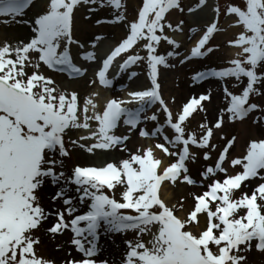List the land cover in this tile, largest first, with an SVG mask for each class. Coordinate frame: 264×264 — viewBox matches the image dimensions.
<instances>
[{"label":"snow or ice","instance_id":"snow-or-ice-1","mask_svg":"<svg viewBox=\"0 0 264 264\" xmlns=\"http://www.w3.org/2000/svg\"><path fill=\"white\" fill-rule=\"evenodd\" d=\"M97 3L114 9L115 19L111 22L126 23L128 32L103 60L90 83L98 80L104 88H110L113 80L109 79L108 72L113 62L142 43L140 51L128 55L119 70L124 73L133 65L146 62L151 85L129 91L127 99H109L102 111L88 98L84 101L81 120L77 93L69 95L60 91L54 86V79L41 68L46 67L52 73L67 72L70 77L86 73L87 69L77 66L71 54L72 46L79 44L73 36L74 12L81 5ZM32 4L33 0H0V18L10 24ZM206 5L207 0H199L196 8H188V12ZM174 9L184 12L181 0H142L137 16L127 21L124 0H48L47 10L34 21H17L30 24L31 35L27 41L0 44V264H54L37 252L42 241L35 232L41 229L53 236L70 229L74 234L71 243L85 259L68 264H95L91 258L98 251L102 226L112 233L133 230L139 237L145 233L152 235L151 247L140 238L127 242L126 264H247V257L240 253L249 251L253 240L258 241L256 249L264 252V175L261 174L264 139L251 141L245 155L230 160L232 168L242 169L235 174L229 172L225 162L229 160V149L236 137L228 140L215 165L201 173L203 181L208 182L206 190L193 194L194 206L183 217L177 216L176 206L170 207L163 198L168 184L197 183L186 164L195 158L190 146L212 149L210 141L215 130L222 128L225 117L229 121L244 120L253 111H264L260 105L249 102L251 96L260 94L256 85L264 82V73L258 71L264 67V0H244L243 8L227 6L226 13L235 16L236 24L242 27L238 36L229 41L230 46L238 49L236 57L228 61V67L197 71L192 76L194 82L209 77L221 81L247 78L241 94H234L225 86L227 108L220 111L211 126L208 122L200 123L199 135L188 131L190 117L194 119L193 113L206 111L203 102L210 101L211 93L193 96L174 113L162 97L158 82L161 66L171 67L169 59L179 55L175 51L180 47L179 42L168 34L183 33L184 21L172 22L170 13ZM214 11L218 18L219 7ZM218 31L221 29L215 21L207 26L180 63L216 51L210 41ZM162 42L173 50L160 54ZM141 51L146 55H141ZM81 58L92 61L96 57L93 52H85ZM133 104L137 105L135 109L127 107ZM157 104L165 115L164 123L159 122L156 113L146 115ZM90 109L92 115H87ZM145 120L156 121V127L152 131L138 129ZM90 121L97 122L94 130ZM121 121L129 131L138 130L141 138L157 142L138 148L134 154L130 152L119 164L108 163L99 168L76 166L70 176L66 175L62 170L64 160L55 154L70 157L64 140L68 131L90 130L89 136L80 137L96 140L88 148L89 152L121 145V150L127 151L125 142L130 137L115 134ZM166 129L171 130V137ZM71 143L76 145L77 141ZM171 158H175L174 162ZM208 158L209 153L205 151L204 159ZM221 173L222 179L218 177ZM256 178L261 182L237 199L236 193L242 186ZM47 180L53 185L64 182L51 197L53 201L62 200L66 206L63 210L52 213L42 206L37 193ZM68 185L76 186L79 204L88 205L86 213L75 215L78 207L67 195ZM119 186L124 190L118 201L114 190ZM108 191H112L111 196ZM122 210H132L134 214H125ZM242 210L244 215L240 214ZM65 213L72 218L66 219ZM52 215L55 222L45 228V222ZM156 226L158 231L153 232Z\"/></svg>","mask_w":264,"mask_h":264},{"label":"rangeland","instance_id":"rangeland-1","mask_svg":"<svg viewBox=\"0 0 264 264\" xmlns=\"http://www.w3.org/2000/svg\"><path fill=\"white\" fill-rule=\"evenodd\" d=\"M142 0H136V3L140 5V2ZM223 1V4L221 3ZM42 4L36 5V7L33 9L34 13L43 14L44 12V7H47V2L48 0H41ZM134 0H124V3L126 5V16H127V21H132L136 15V6L134 5ZM199 3V0H181V6L185 9L183 13L179 12L176 10L174 14L172 15V22L176 23L179 20H183V33H176L173 34L169 32L168 34L170 36L174 35H181L182 38L178 40L180 47L178 49H175L176 52L179 53V55L172 57L169 59V64L171 67L164 68L161 66L160 68V75L158 78V82L161 85V89L164 93V95H168L166 99L172 102L174 100V104L176 106L172 105L173 108H175L176 111L175 113L180 110V108L183 106L184 103L188 101L189 98H192L193 96L198 97L201 94H208L209 92L211 93L210 101H204L203 104L206 108V111L201 112L197 111L193 113V117H190L191 119V124L188 128V131H194L198 135L200 134L201 130L199 128V124L202 122H208L209 125L211 126L214 124V122L218 119L220 111L222 109H226L228 106V98L225 97V92L224 88L227 86L229 91L233 92L234 94H241L243 88L246 86L247 79L242 78L240 81H237L235 78H228L224 81L218 80L214 77H212L211 80H207L203 82L204 88L198 90L197 92L193 91V87L197 86L195 85L194 81L192 80V76L195 72L197 71H204L208 69H221L223 67H228V61L233 59L230 55V50L234 49V47L229 45V41L235 39V37H229L226 38L225 34L228 33V30L230 28H237L236 22L234 20L229 21L230 15L226 13V8L228 5H237L240 7H244V0H220L219 1V9H220V23L218 27L221 29V31H218L214 33V36L211 40L210 46H213L216 51L213 53L209 54L206 57L203 58H197L195 61H193V64L186 66L189 70H192L191 72L184 73V77H179L178 72L179 68L181 67V70L185 71V67H182L184 63H180V60L183 59L186 53V41L192 36H195L199 32H204L206 30L207 25L202 26L201 29L198 27L196 24V21L198 22L200 16V12L206 9V16H203L205 18L206 23H208L214 14V8L217 7V1L216 0H207V5L202 8L196 9V11L189 13L188 8H196V5ZM45 4V5H44ZM89 8L92 11V16H94L93 20L90 23V27L92 29L91 33H89V36L85 39L90 42L89 39L99 41L100 44L103 42L101 39H97L99 34H107L108 37L106 38L108 41L109 39H114V36L117 34H121V32H124L125 38L126 34L128 32V29L126 27V23L121 22V23H113L115 19L114 12L115 10L112 9L109 6L101 7L99 3L92 5V4H84L78 7V9L75 11V16H74V25H75V34L77 35L74 37L75 40L79 42V44L83 43L85 40L81 39V35L86 32L84 30L85 28L81 25L85 22L84 19V12L85 10ZM135 13V14H134ZM202 13V12H201ZM199 14V15H198ZM203 15V14H201ZM99 21V23H98ZM209 25V24H208ZM233 25V26H230ZM109 28L114 29L117 28L119 29L118 31H113L110 30ZM199 28V29H198ZM192 29H195L196 31L193 32ZM101 30V32H99ZM109 32V33H107ZM80 36V37H78ZM106 43V42H105ZM77 44V45H79ZM76 45V46H77ZM143 47V44L136 48L133 49L132 52L134 54L137 51H140V48ZM173 50L171 46H169L167 43L162 42V44L159 46V53L160 54H166L168 51ZM141 55H146L144 52H140ZM235 58V57H234ZM32 70H29L31 72ZM42 71V68H41ZM258 71L261 73H264V67H261ZM129 73H136L135 76V84H138L141 79L147 80L148 77V66L146 62H140L138 66L133 67L129 70ZM54 79V78H53ZM62 80V79H61ZM200 84V85H202ZM57 87L60 91H63L65 93H68L69 95L74 92L71 89H68L65 87V84H63L61 81L60 83H55L54 85ZM183 87V88H182ZM256 87L259 89L260 94L259 95H253L251 96V102L256 103L260 105L261 109H264V82H261L256 85ZM184 89V90H183ZM166 90V91H164ZM91 91V90H90ZM172 93H175L172 95ZM102 94H99V92H95L92 95V99H96L101 97ZM177 97L178 101H177ZM95 102V100H94ZM179 102V105H178ZM81 107L84 105V101H79L78 102ZM98 109L100 107L98 106ZM81 118L83 119V111L79 110ZM89 115V114H87ZM91 115V114H90ZM149 122L151 120H148ZM163 121H160L162 123ZM152 129H154V126H152ZM84 129H77L71 135L68 131V134L65 136V145L68 148L69 152L71 153L70 157H59L58 152L55 154L56 158L63 159L64 160V168L62 169L63 171L66 172V175L70 176L72 173V169L76 166H85V163L79 162L78 158L76 157L75 154V149L80 148L81 145L78 143V145H73L71 141H73V138H80L81 136H87L86 134L83 133ZM232 137H236V142L234 145L229 149V160L228 162V168L232 172H237L241 171L239 167L237 168H232L230 164V160L232 158H237V157H242L243 155L246 154L247 147L249 143L253 140L259 141L264 139V111L262 110H257L251 113L250 117L247 118L246 120H236V121H229L227 120V117H225V123L223 124L221 129L215 130L214 132V137L211 139L210 143L214 146L212 149H200V148H193L191 152L194 154V160L190 159L189 161L186 162L188 168H189V174L191 177L197 181L195 185H187L184 183H179L178 186H173L171 184L166 185L164 188L167 189V191L170 192V200H166L163 194V198L166 200L168 205L171 207L173 205H180L179 209H176V211H179V214L185 215L188 211H190L193 206H194V198L193 194H202L204 190H206L207 183L206 181H203V179L200 177L201 171H205L207 167L213 166L214 161L216 158L219 156V154L223 151L225 146L227 145V141L232 139ZM95 139H83L85 142L86 146L88 145L89 147L92 146V144L96 143L94 141ZM78 141V140H77ZM81 144L80 140L78 141ZM138 148H146V145L143 144V142L139 143ZM80 146V147H79ZM88 147V148H89ZM136 148V147H135ZM97 149V148H96ZM93 149L91 153L94 154H99L101 153H106L109 152V150H96ZM207 151L209 153V158L207 160L204 159V153ZM51 155V154H50ZM100 156H93L92 157V162L93 164H96L97 161L105 160V159H100ZM105 162V161H104ZM59 169V167L57 168ZM264 175V172L261 173ZM258 178L250 180L246 182L245 186H242V189L236 193V198L238 199L240 195L243 192H251L255 186H257L259 183L257 182ZM63 183V184H61ZM64 182L61 181L57 185H53L50 180H47L45 184L42 186L41 190L37 193L38 196L41 198V204L43 206V199H42V189L44 186H47L50 188V190L47 189V198L51 205V212L55 213L57 210H63L65 206L62 205V200L57 199L53 201L51 197L55 194V192L59 189V187L63 186ZM203 185V186H202ZM70 187V185H68ZM119 190V187H117L114 191L116 192ZM110 196L112 195V192H107ZM68 197H71L70 192L67 193ZM116 199L119 201L121 194L119 195L118 193L116 194ZM52 201V202H51ZM75 201V200H74ZM180 202V203H178ZM181 204H182V209L181 210ZM82 210H78L77 213H81ZM75 213V214H77ZM241 215L245 214V211L242 210ZM179 215V216H180ZM66 219H69L70 217L67 216L65 213ZM55 222V215H52L49 217V221L45 222V228H47L50 223ZM157 228L153 227V232H156ZM195 231V229H192ZM66 231V230H65ZM63 232L60 234H56L53 236L52 234L47 233L44 231V229H41L40 231L35 232V235L40 237L42 243L37 247V252L40 256L43 258L53 261L54 264H68L70 261H74V259H71L70 261H62L60 258L54 259V255L52 252L55 250H58L57 247L55 246V243L58 242L59 239H64L62 240L64 243V249L63 253H69L71 250L74 251V245L71 243V237L70 234L67 232ZM63 234V235H61ZM108 235V236H106ZM54 237V238H49V237ZM46 238H49L47 241ZM142 239V241L146 244H148L149 247H151V244L149 243L152 240V235L150 233H145L143 237H139V234L136 231L130 230L129 232H121V233H112V232H107L105 229H102L100 232V240L97 242V254L93 256L91 259L94 261L98 262H103L107 264H120L124 263L126 264V255L128 249V241H135L136 239ZM52 241H55L54 245ZM52 243V244H51ZM251 248L249 251L244 252L243 250L241 251V255H244L247 257V264H264V252L258 251L255 247L256 241L251 242ZM243 249V246H241ZM113 250H120L121 256L119 258L117 255L113 254ZM59 252V251H57ZM82 258H84V255L82 254ZM81 258L78 257L77 259ZM75 259V260H77Z\"/></svg>","mask_w":264,"mask_h":264},{"label":"bare ground","instance_id":"bare-ground-1","mask_svg":"<svg viewBox=\"0 0 264 264\" xmlns=\"http://www.w3.org/2000/svg\"><path fill=\"white\" fill-rule=\"evenodd\" d=\"M41 3L40 1L38 2V4ZM134 5L136 6V10L140 7L139 4L136 3V0H134ZM33 5H34V1H33ZM176 10H173L172 13H170L171 17L172 15L174 14ZM202 12V13H201ZM199 14L200 16H202V18L200 17L198 22L196 21V24L198 25V27L200 28L201 25H207L206 21H205V18H203V16H206V9L201 11ZM135 14V13H134ZM198 14V15H199ZM203 14V15H201ZM36 13L33 12V10L30 11V8H28L24 15L20 16V17H16L15 20L12 21V23L10 24H5L3 23V20L5 18H0V44H3L4 42H9V43H17L19 41H27L31 35V27H30V24L29 23H18L17 21H34L35 17H36ZM94 16H92V11L87 8L84 12V19H85V22L86 23H83L81 24L86 30L85 33H83V35H81V39H86L88 36H89V33H91L92 29L90 27V23L91 21L93 20ZM7 19H10L11 18H7ZM231 20H233V17H229V21L230 22ZM212 21V20H210ZM209 23V22H208ZM198 28V29H199ZM201 29V28H200ZM110 30H113V31H118L119 29L117 28H114V29H111L109 28V31ZM242 31L241 28H233V29H229L228 30V33L223 35L225 36L226 38H229V37H237L238 34ZM99 32H101V30H99ZM111 32V31H110ZM109 33V32H107ZM202 33H198L197 35H195V37H191V40L188 41V48H191L194 44V42L196 41V39L201 35ZM77 35V33H76ZM80 37V36H78ZM101 38H106L108 37L107 34L103 33L101 34L100 36ZM110 37V36H109ZM175 38H182L180 35H175ZM122 39H124V32H121V34H118L117 36L114 37V39H108V40H112L110 42V45L111 44H117V43H120L122 41ZM108 43V41H107ZM81 45V44H80ZM82 45L84 46L83 48L79 47L78 46H75L74 47V50L75 52L79 55V56H82L85 52H88L90 50V46L91 44L88 43V40H85ZM93 49V46H91V50ZM238 51V49H232L230 50V55L231 57H236V52ZM96 60H92L91 61V64H89V67H92V66H96ZM190 64H193V63H186L185 65H190ZM97 67V66H96ZM31 70V69H29ZM192 70H186V72H191ZM184 73L185 71L181 70L178 72V75L179 77H184ZM61 78L60 76L56 75L55 76V83H60V80L59 78ZM93 79L91 77L87 78V77H80L78 80H74L72 82H69V83H66L65 84V87L68 88V89H71L73 91H75V93H77L78 95V102L82 99H87L88 95H89V91L93 86H95L96 84H99L98 80L96 82V84H92L90 83ZM100 85V84H99ZM148 83H141L139 85L137 84H134V81L132 83V77L130 75H121V76H118L117 78L113 79V84H112V87L114 90H112V95L114 96V98H119V93H117V89L119 88H123V87H127V86H132L131 87V90L130 91H134L135 89H138L139 87L140 88H144V87H147ZM102 86V85H100ZM183 88V87H182ZM204 88V84L202 85H198V86H195L193 87V91L197 92L198 90L200 89H203ZM184 90V89H183ZM166 91V90H164ZM175 93H172V95H174ZM168 95H166L167 97ZM178 98L177 97V101H178ZM100 101H98L97 104L100 105ZM178 105H179V102H178ZM98 110V108H97ZM92 126V128H94L96 125L94 122L90 121L89 122ZM75 130L77 129H72L69 131V133L71 135H73V133L75 132ZM119 131V130H118ZM134 130L130 131V133H132ZM73 140L75 141H81L83 142L82 144L80 142L77 141V145L78 143L81 145L80 148H76L75 150V154H76V157L78 158L79 162L81 163H85V166H92L93 162H92V157L95 155V156H100L99 158L100 159H105L104 161L105 162H102V165H107L108 163H116V164H119V162L122 160V159H125L126 157H124L122 151H121V147H113L112 150L110 152H106V153H101V155L99 154H94V153H91L88 151V145L86 146L85 142L83 140H81L80 138H73ZM156 143V140H150L149 142V145H152ZM139 144V141L137 139V137H131L130 138V142L129 144L127 145V149L128 151L132 152L133 154L137 151V149L135 147H137ZM90 148V147H89ZM159 154V153H158ZM232 174H235L234 172H230ZM63 184V183H61ZM47 189L50 190L49 187L47 186H44L43 189H42V199H43V207L45 208L46 211H49L51 212V208L50 207L51 205L53 206V204H50V202L48 201V198H47ZM170 190L167 191L166 188H164V191H163V194H164V197L165 199L168 201L170 200ZM73 195L75 197V203L78 207V209H83L85 210L88 205H80L79 202H78V196H79V193L76 191V188H74V192H73ZM52 202V201H51ZM184 216V215H182ZM49 238H54L53 236L52 237H49ZM49 238H46L47 241H49L48 239ZM64 239H59L58 238V242L55 243V241H52L53 245L55 243V246L57 247L58 250H55L52 252V254L54 255V259L57 260V258H60L62 261H69L71 259H74L76 258L77 254H75L72 250L69 252V253H63V249H64V243L63 241ZM51 243V244H52ZM59 251V252H57ZM114 255H117V257L119 258V256H121V252L120 250L116 251V250H113L112 251Z\"/></svg>","mask_w":264,"mask_h":264}]
</instances>
